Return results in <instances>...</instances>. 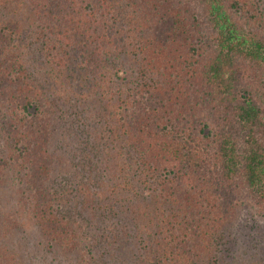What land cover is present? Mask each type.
Wrapping results in <instances>:
<instances>
[{"label": "trees", "instance_id": "obj_1", "mask_svg": "<svg viewBox=\"0 0 264 264\" xmlns=\"http://www.w3.org/2000/svg\"><path fill=\"white\" fill-rule=\"evenodd\" d=\"M244 204L264 215V0H0V264L22 209L74 264H225Z\"/></svg>", "mask_w": 264, "mask_h": 264}, {"label": "rangeland", "instance_id": "obj_2", "mask_svg": "<svg viewBox=\"0 0 264 264\" xmlns=\"http://www.w3.org/2000/svg\"><path fill=\"white\" fill-rule=\"evenodd\" d=\"M25 14L23 13L22 18H26ZM62 140H64L62 145L58 137L52 143L60 158L66 160L55 166L57 175L50 179L51 186L58 190L63 187H59V179L72 171L68 161L71 153L67 151L70 144L67 139ZM11 188L13 195L9 193ZM16 188V184H9L7 189L4 188L1 192L3 196H8L6 206L17 207V195L14 192ZM12 197H15L14 200ZM18 216L19 228L22 232H17L12 245L20 253V257L16 253L19 264H74L72 255L62 252L60 248L55 249L57 242V244L53 243V248L45 247V238L39 234L33 224L29 211L25 212L22 209ZM38 240L42 243L36 244ZM218 258L230 264H264V215L259 214L249 204L242 205L233 223L225 231Z\"/></svg>", "mask_w": 264, "mask_h": 264}]
</instances>
